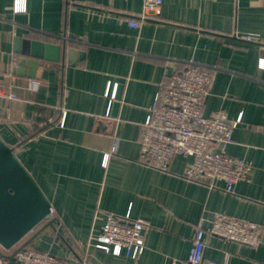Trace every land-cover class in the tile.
<instances>
[{
	"label": "crops",
	"instance_id": "obj_1",
	"mask_svg": "<svg viewBox=\"0 0 264 264\" xmlns=\"http://www.w3.org/2000/svg\"><path fill=\"white\" fill-rule=\"evenodd\" d=\"M142 4L0 0V138L20 144L16 157L55 210L45 233L67 260L180 264L196 222L224 213L260 225V243L209 235L203 257L264 264V0H161L157 15L130 27ZM16 38L60 46L58 59L32 67L27 57L18 73ZM192 63L212 74L204 116L238 119L225 153L252 168L232 193L185 179L181 155L167 171L138 159L158 85ZM107 213L147 223L138 257L96 247Z\"/></svg>",
	"mask_w": 264,
	"mask_h": 264
},
{
	"label": "built area",
	"instance_id": "obj_2",
	"mask_svg": "<svg viewBox=\"0 0 264 264\" xmlns=\"http://www.w3.org/2000/svg\"><path fill=\"white\" fill-rule=\"evenodd\" d=\"M160 4L161 0H143L141 12L128 20V25L138 27L157 15ZM19 8L16 5L13 10ZM243 40L252 41V38L243 37ZM12 59L14 61V57ZM211 82V71L192 63L158 85L141 125L138 159L156 170L167 171L172 159L181 155L189 159L182 173L185 179L205 183L209 188L221 183L224 192L232 193L234 185L245 180L252 167L249 161L225 153V147L232 142L238 119L229 120L224 113L203 114L204 99ZM7 96L14 95L8 93ZM54 214L55 210L50 206L44 221ZM146 226L145 221L130 219L128 214L119 217L107 213L101 231L94 237L96 247L114 256L123 254L136 258L145 247L143 231ZM260 234L261 227L255 222L215 213L208 227L203 226L202 219L196 222L192 245L180 264H226L203 257L206 236L257 248ZM19 243L8 249L0 247V264H84L53 256L32 244L17 250Z\"/></svg>",
	"mask_w": 264,
	"mask_h": 264
},
{
	"label": "water",
	"instance_id": "obj_3",
	"mask_svg": "<svg viewBox=\"0 0 264 264\" xmlns=\"http://www.w3.org/2000/svg\"><path fill=\"white\" fill-rule=\"evenodd\" d=\"M60 50L57 45L14 39V52L20 56L17 60L18 73L27 57L30 58V65L35 67L40 60L58 59ZM67 52L70 58L72 49ZM116 105L115 102L113 106ZM49 207L50 203L30 173L11 147L0 138V247L8 249L20 242L19 250L32 244L53 256L64 258L53 237L45 233L47 228L54 230L52 219L44 221Z\"/></svg>",
	"mask_w": 264,
	"mask_h": 264
},
{
	"label": "trees",
	"instance_id": "obj_4",
	"mask_svg": "<svg viewBox=\"0 0 264 264\" xmlns=\"http://www.w3.org/2000/svg\"><path fill=\"white\" fill-rule=\"evenodd\" d=\"M7 144V143H6ZM9 147H11V149H12V151L14 152V154H16V150H17V148H18V146L20 145V144H18V145H9V144H7Z\"/></svg>",
	"mask_w": 264,
	"mask_h": 264
}]
</instances>
